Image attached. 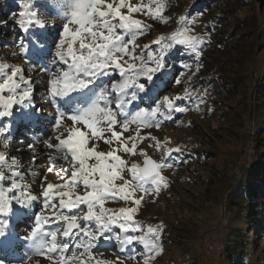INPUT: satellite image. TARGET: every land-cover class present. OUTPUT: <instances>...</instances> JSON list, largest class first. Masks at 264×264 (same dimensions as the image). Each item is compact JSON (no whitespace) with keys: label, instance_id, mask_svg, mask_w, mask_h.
<instances>
[{"label":"snow or ice","instance_id":"obj_1","mask_svg":"<svg viewBox=\"0 0 264 264\" xmlns=\"http://www.w3.org/2000/svg\"><path fill=\"white\" fill-rule=\"evenodd\" d=\"M169 3L17 0L0 20L13 26V56L27 65L0 61V264H152L162 254L164 223L137 217L146 198L170 187L164 171L186 160L149 130L191 110L184 101L194 102L196 90L185 85L207 42L183 15L175 31L140 42L148 21L169 22ZM173 85L183 94H165ZM18 127L33 138L14 137ZM12 147H27L32 166L19 164ZM105 242L115 259L102 258Z\"/></svg>","mask_w":264,"mask_h":264},{"label":"rangeland","instance_id":"obj_2","mask_svg":"<svg viewBox=\"0 0 264 264\" xmlns=\"http://www.w3.org/2000/svg\"><path fill=\"white\" fill-rule=\"evenodd\" d=\"M191 1L170 0L165 12L171 17L169 22L148 21L152 24L151 32L141 37L140 42L150 43L160 35L175 31L179 17L188 15ZM232 1L238 4L236 0ZM11 2L10 12L16 9L17 0ZM240 2L231 13L224 15L221 24V31L228 38L225 51L229 61H236L231 64L230 73L225 78L233 81L235 87H226L228 94L215 100L216 87L223 83L209 78H213L210 74L216 71L211 62L219 59L220 52L209 50L208 54L212 56L207 64L202 65L191 83L185 85L196 90L194 102L184 101L191 110L177 115L175 123L165 122L161 129L149 130L161 141L168 140L170 143L166 147H181L183 153L189 155L181 157L186 163L164 171L170 187L159 197L146 198L140 207L139 220L146 224L163 222L165 225L163 252L152 264H230L228 256H232L233 264H264V228H259L263 227L262 224L259 221L250 222L249 226L243 224L240 211L244 217V205L239 199L230 205L227 197L228 189L238 182L240 174L251 175V169L256 165L252 155L255 134L264 141V92L258 89L264 78V39H258L264 33V26H259L254 2ZM2 5L0 0V20L6 17L2 14ZM207 17L189 16L195 21L193 34L202 32L201 25ZM238 23H242L241 26L233 31ZM15 43L11 23L0 26V61L27 67L23 58L13 56L18 51L13 47ZM204 49L207 50L206 47ZM36 88L43 89L44 85L37 84ZM205 92V102L200 103L199 96ZM165 94L182 95L183 87L173 85ZM42 96L43 91L36 93L37 103L41 102ZM36 131L39 134V127ZM13 136L33 138L23 127H18ZM148 143L150 141H145L141 147ZM146 150L153 158L159 159V152ZM0 151L5 150L0 148ZM6 151L14 155L24 168L32 166L27 147L19 150L12 147ZM37 161L32 170L39 172L42 171L39 161H44L39 144ZM49 179L55 180L56 177L50 174ZM19 230L23 232L24 228ZM100 250L103 259H115L113 253L117 248L108 242L100 245ZM17 251L23 255L24 248ZM41 264L49 262L41 260ZM126 264L135 262L129 260Z\"/></svg>","mask_w":264,"mask_h":264},{"label":"trees","instance_id":"obj_3","mask_svg":"<svg viewBox=\"0 0 264 264\" xmlns=\"http://www.w3.org/2000/svg\"><path fill=\"white\" fill-rule=\"evenodd\" d=\"M241 0H236V3L240 4ZM251 1V0H250ZM232 0H192L190 3L188 17L192 15V17H200L207 15V20L203 22L201 25L202 32L197 36H205L207 38V42L204 46L206 49L203 50V54L200 58L201 66L207 64L208 58L212 55H209V50L220 52L219 59H215V61L211 62V67L216 69L214 73L210 74L209 78L215 80V82H222V86H217L215 90V100L220 97H223L228 94L226 87H235V83L233 81H228L225 78L226 74L230 73L232 68V63L236 61H229V56L227 55V51H225L227 47V37L224 35L221 29L222 20L224 15H227L229 12L237 7L238 4L232 3ZM240 2V3H239ZM3 12L5 16L10 14V5H12L11 0H2ZM238 23L233 29L239 28L241 26ZM254 25V22L252 23ZM3 27V24L0 25ZM259 40L264 39V33L258 37ZM212 53V52H211ZM210 53V54H211ZM213 54V53H212ZM175 59H186V57H175ZM191 62V61H189ZM178 67V64H177ZM195 67V64H193ZM208 79V78H207ZM170 89V88H169ZM168 89V90H169ZM261 91L264 92V78L261 87H259ZM179 115V114H176ZM259 131V130H257ZM260 131L262 129L260 128ZM258 133V132H257ZM252 155L253 159L256 161V165H254L251 169V175L248 173L244 176L243 173L240 174L241 178H239L238 182L228 189L227 197L228 203L236 204L235 200L239 199L240 204L244 205L245 216L242 217V210L240 211L242 223L245 225L250 224V222L259 221L264 228V141L263 139L255 134L254 144L252 145ZM184 157H188L186 153H183ZM243 177V179H242ZM236 205H232L235 207ZM240 207V206H239ZM167 252V250H164ZM232 256H228V260L230 264H233Z\"/></svg>","mask_w":264,"mask_h":264},{"label":"water","instance_id":"obj_4","mask_svg":"<svg viewBox=\"0 0 264 264\" xmlns=\"http://www.w3.org/2000/svg\"><path fill=\"white\" fill-rule=\"evenodd\" d=\"M256 7L257 18L264 13V0H252Z\"/></svg>","mask_w":264,"mask_h":264},{"label":"bare ground","instance_id":"obj_5","mask_svg":"<svg viewBox=\"0 0 264 264\" xmlns=\"http://www.w3.org/2000/svg\"><path fill=\"white\" fill-rule=\"evenodd\" d=\"M259 26L262 28L264 26V13L258 16Z\"/></svg>","mask_w":264,"mask_h":264}]
</instances>
